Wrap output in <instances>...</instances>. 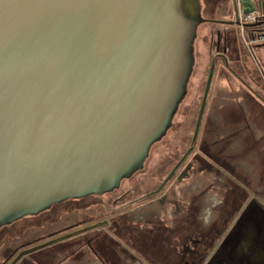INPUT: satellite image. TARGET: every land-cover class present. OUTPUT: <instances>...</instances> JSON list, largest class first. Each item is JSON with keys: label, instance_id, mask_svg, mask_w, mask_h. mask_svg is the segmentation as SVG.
Wrapping results in <instances>:
<instances>
[{"label": "water", "instance_id": "1", "mask_svg": "<svg viewBox=\"0 0 264 264\" xmlns=\"http://www.w3.org/2000/svg\"><path fill=\"white\" fill-rule=\"evenodd\" d=\"M200 7L203 16L202 0H0V226L147 173L195 76ZM213 69L190 147L154 195L193 150Z\"/></svg>", "mask_w": 264, "mask_h": 264}, {"label": "flooded vegetation", "instance_id": "2", "mask_svg": "<svg viewBox=\"0 0 264 264\" xmlns=\"http://www.w3.org/2000/svg\"><path fill=\"white\" fill-rule=\"evenodd\" d=\"M250 1L251 9L262 13L254 25L240 23L239 14L244 10L240 0H228L230 7L224 6L215 17L205 16L207 13L201 16V7L199 13L203 21L198 25L206 28V35L203 36L208 56L206 80L213 64L212 81L217 76L224 86L215 88L216 96L211 100V81L193 150L199 134H202L199 144L201 152L211 157L214 163L223 165L229 172L237 171L236 166H224L226 162L218 156L215 158L213 150H227L234 142L243 139L247 143L243 149L254 152L264 142V53L258 58L253 54V49H264V44L246 46V39L252 37L249 27H264V2ZM198 25L194 40L199 38ZM247 54L252 56V60ZM235 83L237 86L234 88ZM209 138L216 141L208 142ZM218 144H223L224 147ZM259 163L261 165V160ZM127 179L121 180L119 186L109 192L52 203L44 210H50L52 215L56 213V218L41 224L27 222L20 232L10 230V225L28 215L36 217L39 212L1 225L0 264H10L21 252L68 235L69 237L61 241L23 255L15 264H213L220 245L215 247L216 243L229 230L233 218L239 214L246 219L249 213L258 218L260 214V211L251 206L244 209L248 196L234 180L231 187L226 188L227 195L218 201L214 200L209 208V215L205 216L203 212L201 214L192 205L184 215L176 219L175 227L166 226L164 222L149 227L144 222L135 220L134 215H129L136 205H141L155 196L153 192L162 182L153 191L141 193L140 189V194L133 197L137 190L135 185L139 181L128 188H122L121 182ZM235 185L238 190L233 188ZM94 196L96 199H93ZM74 199L79 201V208L58 212L65 201ZM81 201H87V204L81 206ZM215 209L217 215L212 217ZM230 209L232 210L229 211ZM88 210L91 211L88 213ZM67 218L72 220L66 221ZM225 262L229 264L230 261L224 260ZM218 263L223 262H215Z\"/></svg>", "mask_w": 264, "mask_h": 264}, {"label": "rangeland", "instance_id": "3", "mask_svg": "<svg viewBox=\"0 0 264 264\" xmlns=\"http://www.w3.org/2000/svg\"><path fill=\"white\" fill-rule=\"evenodd\" d=\"M227 1L202 0V3L206 5L205 13L208 14L205 16L215 17L224 6L227 5V8H229L230 6L227 4ZM205 35V26L198 25L200 57L185 103L174 121V128L165 134V140L162 143H155L150 146L151 154L148 156L147 173L140 172L131 180L121 182L122 188H128L139 181L135 185L137 190L133 197L140 194V189H142L141 193L156 189L177 161L188 150L208 70L207 44L203 39ZM263 53V48L253 49V54L257 58L263 55ZM247 56L252 60V56L248 54ZM223 86L224 83L217 76L215 79L213 78L210 94L211 100L216 96L215 92L217 91L215 88H223ZM233 86L235 88L237 84L235 83ZM201 136L202 134H199L194 150L183 162L173 178L165 185L162 192L145 200L143 204L136 205L129 216L134 215L135 220L144 222V225L149 227L163 222L166 226L175 227L177 224L176 219L184 215L192 205L201 214L203 212L206 216L205 213L214 200L218 201L225 197L227 195L226 188L231 187L232 182L237 181L248 196L246 200L247 205L244 209L247 210L251 206L255 210L260 211V214H258V218H255V215L249 213L246 219L237 214L229 224L228 231L234 235L236 240L239 237L238 233L240 234V240L246 238V248H255L256 253L257 251H261V254H263L261 255V259L263 258L262 260H264V241L259 242L261 237L264 239V167L262 162L261 165L259 163L260 160H264V142H260L258 150L254 152H247L243 149L247 145L246 140L243 139L234 142L227 150H213L212 152L215 153L214 157L218 156L226 162L224 166H236L237 171L230 170L231 172H229L223 168V165L214 163L211 157L201 152L199 148L200 140H202ZM207 140L208 142L216 141L214 138ZM218 145L223 146V144ZM93 199H96V197L94 196ZM85 203L87 204V201H81V206L85 205ZM79 206V201L75 199L65 201L58 212H61L63 209L79 208ZM90 211L88 210L87 212L89 213ZM215 211L216 209L213 211L212 217L217 215ZM54 217L56 218V213L52 215L50 210H44L39 212L36 217L28 215L20 221L14 222L10 225V230L20 232L25 228L27 222L33 221L41 224ZM65 220L71 221L72 218ZM178 250L182 251L181 247H178ZM230 263L242 264L241 262ZM247 263L264 264V261ZM202 264L205 263L202 262Z\"/></svg>", "mask_w": 264, "mask_h": 264}, {"label": "crops", "instance_id": "4", "mask_svg": "<svg viewBox=\"0 0 264 264\" xmlns=\"http://www.w3.org/2000/svg\"><path fill=\"white\" fill-rule=\"evenodd\" d=\"M238 235L239 237L236 240L234 238V235H232L229 231H226L223 235L219 237L215 247H217L219 244L220 245L219 249L217 250V253L213 258V264H215V262H223L222 264H227L226 262L224 263V260H229L230 262H234V260H236L237 262H241L242 264H248L247 262L264 261L262 260L263 258L261 259V255H263L261 254V251H257L256 253L254 250L255 248H246V238L244 240H240V234L238 233ZM263 241L264 239H262L261 237L259 242L261 243ZM230 262L229 264H231Z\"/></svg>", "mask_w": 264, "mask_h": 264}, {"label": "built area", "instance_id": "5", "mask_svg": "<svg viewBox=\"0 0 264 264\" xmlns=\"http://www.w3.org/2000/svg\"><path fill=\"white\" fill-rule=\"evenodd\" d=\"M261 15L262 13L259 10H252L247 13L241 11L239 14V21L241 24L244 25L246 24L254 25ZM249 32L252 33V37L246 39L247 47L264 44V27L260 28L256 26H251L249 27ZM208 213H209V209L206 212V216L209 215Z\"/></svg>", "mask_w": 264, "mask_h": 264}, {"label": "trees", "instance_id": "6", "mask_svg": "<svg viewBox=\"0 0 264 264\" xmlns=\"http://www.w3.org/2000/svg\"><path fill=\"white\" fill-rule=\"evenodd\" d=\"M261 162L263 163L262 165H263V167H264V160H261ZM263 170H264V168H263ZM233 188H235V190H238V187L235 185V186H233ZM232 203V202H231ZM232 209H230L229 211H231Z\"/></svg>", "mask_w": 264, "mask_h": 264}]
</instances>
